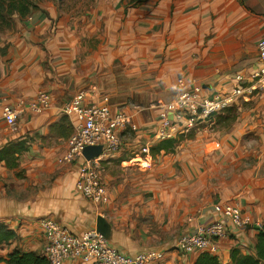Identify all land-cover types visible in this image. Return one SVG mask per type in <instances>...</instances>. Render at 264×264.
<instances>
[{
  "label": "crops",
  "instance_id": "1",
  "mask_svg": "<svg viewBox=\"0 0 264 264\" xmlns=\"http://www.w3.org/2000/svg\"><path fill=\"white\" fill-rule=\"evenodd\" d=\"M123 10L120 0H99L95 9L109 17L105 18L109 44L103 47L109 68L118 58L133 68L130 75L135 79L129 83L139 81L141 88L135 92L141 98L145 67L154 75L155 94L170 96L162 102L174 98L179 79L201 85L209 97L232 91L237 75L252 82L258 42L264 37V0H147L127 15ZM35 13L23 22L17 18L11 30L0 33V49L6 47L0 54V149L34 137L29 150L19 156L17 168L0 162V223L19 235L17 241L0 245V264H6L2 259L14 249L42 254L41 219L82 234L97 228L99 217L110 230V244L124 254L157 249L166 252L160 264H194L200 253L177 252L176 239L157 246L149 228L170 227L182 220L186 233H194L208 223L224 221L214 210L219 203L237 204L251 223L244 229L228 225V235L214 243L210 254L230 264L233 247L248 253L241 246L245 242L252 251L257 227L264 223V95L239 101L240 112L231 126H203L175 152L149 160L141 148L161 141L155 105H145L127 93L123 101L113 103L111 95H102L95 85L78 90L80 79L74 74L78 49L70 32L78 20L69 26V20L60 17L54 36L50 29L56 12L49 17ZM86 31L93 32L90 27ZM112 42L120 48L113 50ZM43 90L51 94L52 106L41 113L27 109L17 130H10L3 108L33 102ZM80 90L87 91V103L108 102L113 111L131 117V125L120 132L121 150L101 164L107 205H94L75 190L80 161L59 162L68 151L70 136L50 132L64 115L62 108ZM112 160L119 168L116 176L107 170ZM62 264L84 263L69 258Z\"/></svg>",
  "mask_w": 264,
  "mask_h": 264
},
{
  "label": "built area",
  "instance_id": "2",
  "mask_svg": "<svg viewBox=\"0 0 264 264\" xmlns=\"http://www.w3.org/2000/svg\"><path fill=\"white\" fill-rule=\"evenodd\" d=\"M259 59L251 80L242 75L235 77V87L232 91L206 96L198 84H188L185 79H179L175 95L169 102H161L158 106L159 123L157 136L160 140L173 138L203 125L212 127L211 119L215 114L237 105L239 101H249L257 90H264V37L258 42ZM88 93L78 91L62 108L72 126L73 133L68 143L69 148L60 159V163L80 161L75 190L94 205L109 204L107 186L101 176L102 161L121 150L120 132L131 125V117L124 111H113L108 102L89 104L86 102ZM53 104L51 94L39 91L33 102L20 101L16 105L3 108V118L10 130L16 131L18 121L27 109L41 113ZM102 146L99 157L86 160L83 150L86 146ZM141 154L152 159L151 147L145 145ZM215 212L224 221L208 223L194 233L180 235L173 249L182 254L211 252L214 243L227 236L229 226L245 228L251 223L249 215L234 203H219L214 206ZM40 229L44 238L42 255L48 264H62L69 258L81 260L84 264H160L165 251L151 249L128 255L114 248L109 240L100 234L96 228L75 234L60 226L56 221L44 218L40 221ZM243 248L250 253L244 242Z\"/></svg>",
  "mask_w": 264,
  "mask_h": 264
},
{
  "label": "rangeland",
  "instance_id": "3",
  "mask_svg": "<svg viewBox=\"0 0 264 264\" xmlns=\"http://www.w3.org/2000/svg\"><path fill=\"white\" fill-rule=\"evenodd\" d=\"M97 1L99 0H41L37 3L39 8L35 12L37 14L43 13L45 17H49V13H53V11L56 12L55 20H53L50 29V31H52L51 33L53 35L55 34L54 36L58 33L60 17L69 20V26H72V23L78 20L79 25L70 31L74 35L75 43L73 46L78 49L75 52L77 54V62L74 72L80 79L78 90L88 87L89 85H95L97 89L100 88L102 90V95H111L110 98L115 101L113 103H120L123 101L126 98L125 93H127L133 96L134 99L143 101V104L155 105V109H158L159 103L166 101L170 96H168L167 92H159V96L155 94L157 85L153 83L154 75L151 73L152 71L150 69L145 67L143 70L142 86L144 88V93L141 98V96L135 92L136 89L141 88L139 81L129 83V79H135V74L130 75L134 71L133 68L127 67L120 58L114 61L112 69L109 68L107 60L108 54L104 52L105 48H103L108 43L106 38L108 34L105 33V18L107 20L109 17H105L104 13L101 11H95ZM146 1L147 0H144L143 3ZM120 3L124 9V15H127L132 9L139 8L143 5V3H141L139 6L131 7L132 5L129 4V0H120ZM43 14L42 17H44ZM46 27L47 24L44 27L45 30ZM87 27H90L93 32L88 34L86 31ZM114 40L115 38H113L112 41ZM89 48H92L94 51H92V49L89 50ZM119 48L120 47H116L112 42L113 50ZM68 70L71 78L72 69L68 68ZM76 75H73L74 79ZM261 95H264V90L255 91L253 98H251L249 102L259 98ZM72 98H70V100ZM237 112L239 115L240 111L238 108ZM218 115L219 113L215 114L210 122L214 128H219V124H217ZM201 127H203V125H199L197 128L199 129ZM197 128H195V130ZM148 166L149 165H147V167ZM107 170L110 174L115 176L119 173V168L116 166L115 160L110 162L109 166H107ZM244 214L246 213L244 212ZM186 229V222L175 220L170 227L155 228V226H153L149 228L148 235L152 236L151 238L155 241L153 244L158 246L167 243L169 240L177 239L180 235L186 233ZM153 234L156 235L153 236Z\"/></svg>",
  "mask_w": 264,
  "mask_h": 264
},
{
  "label": "trees",
  "instance_id": "4",
  "mask_svg": "<svg viewBox=\"0 0 264 264\" xmlns=\"http://www.w3.org/2000/svg\"><path fill=\"white\" fill-rule=\"evenodd\" d=\"M41 0H0V33L11 30L15 25V20L19 18L24 21L25 18L34 14L38 10V2ZM144 0H129L131 7L139 6ZM6 53V47L0 49V54ZM237 105L231 106L219 113L217 124L219 128L231 126L238 117ZM198 128L191 129L186 133L176 137L159 141L151 147L153 158L161 154L175 152L176 148L186 140L193 139ZM52 135L71 136L73 126L66 115L50 126ZM70 138V137H69ZM34 137L26 136L25 138L7 143L0 149V162H4L10 169H15L19 165V156L28 151ZM18 233L9 228L5 223H0V245L10 244L17 241ZM1 260V259H0ZM230 264H264V223L256 236L255 244L250 253H243L238 247H233L230 251ZM6 264H48L46 258L36 252H23L20 249H14L8 253L5 259ZM194 264H223L217 256L209 252L200 253Z\"/></svg>",
  "mask_w": 264,
  "mask_h": 264
},
{
  "label": "water",
  "instance_id": "5",
  "mask_svg": "<svg viewBox=\"0 0 264 264\" xmlns=\"http://www.w3.org/2000/svg\"><path fill=\"white\" fill-rule=\"evenodd\" d=\"M102 153V146H86L83 150V156L86 160H92L97 157H99ZM258 229H261V227H257ZM96 230L102 234L107 240H109L108 232H110L108 226L106 225V222H104V219L102 217L98 218V225Z\"/></svg>",
  "mask_w": 264,
  "mask_h": 264
}]
</instances>
